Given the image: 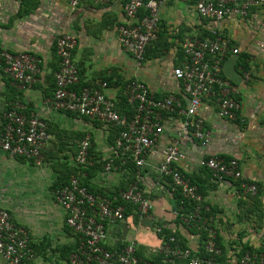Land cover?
<instances>
[{
    "label": "crops",
    "instance_id": "obj_1",
    "mask_svg": "<svg viewBox=\"0 0 264 264\" xmlns=\"http://www.w3.org/2000/svg\"><path fill=\"white\" fill-rule=\"evenodd\" d=\"M198 1L161 3L157 39L146 47L138 64L118 40V27L126 20L122 0H81L73 8L69 0H0V51L30 52L39 64L37 81L25 89L0 75V126L2 112L17 104L22 113L43 119L50 135L41 163L0 150V208L9 211L14 226L27 232L33 252L29 264H67L69 253L76 249L77 236L65 224L54 192L73 177L91 192L115 202L119 201V192L136 181L152 203L141 217L126 203L124 219L106 226L107 248L133 240L138 256L155 257L160 263L153 253L161 242L156 227L162 226L164 235L174 234L182 247L190 250V256L200 260L236 264L245 252L264 256V4L251 7L245 17L215 21L200 16ZM61 33L76 37L72 59L78 82L73 89L104 81L106 97L114 102L117 113L129 119L124 88L131 80L144 82L156 97L173 95L187 105L182 82L172 74L182 60L186 37L226 38L237 49L236 53L228 51L220 61V75L238 90L235 98L240 109L235 118L218 116L212 100L204 97L200 114L210 132L209 144L202 147L189 133L180 139L185 157L176 167L201 195V217L196 225L180 221L177 210L181 204L177 208L176 202L180 193L172 188L168 177L157 172L164 147L179 131L182 116L163 113L164 132L147 154L144 167L132 177L131 167L116 164L121 156L113 154L118 126L51 106L59 65L56 40ZM86 137L91 163L83 170L78 168L75 154ZM208 155L236 158L245 178L257 185V192L244 193L230 178L215 181L210 171L199 165L200 158ZM109 157L119 167L104 171L103 164ZM209 228L215 231L218 255L205 249ZM0 264H7L1 254Z\"/></svg>",
    "mask_w": 264,
    "mask_h": 264
},
{
    "label": "built area",
    "instance_id": "obj_2",
    "mask_svg": "<svg viewBox=\"0 0 264 264\" xmlns=\"http://www.w3.org/2000/svg\"><path fill=\"white\" fill-rule=\"evenodd\" d=\"M80 1L69 0V4L73 8ZM90 1L107 3L110 0ZM122 1L126 20L118 27V40L121 48L131 53L140 64L146 47L157 39L159 7L164 0ZM263 4L264 0H199L196 10L202 17L219 21L231 16L245 17L251 7ZM75 45L76 37L71 33H61L56 40L59 65L55 72L51 106L56 110L121 126L115 138L113 154L121 156V166L130 159L136 173L144 167L147 154L158 144L164 132L163 113L181 115L180 129L165 145L157 172L160 176L168 177L172 188L177 189L183 198L196 203L189 211H184L181 205L180 220L186 225L198 221L201 195L176 167L185 157L180 139L183 134L189 133L202 147L209 144L210 132L205 128L200 114L204 97L212 100L218 116L235 118L240 109V103L235 98L238 90L220 75V61L228 51L236 53L237 49L231 47L226 38L186 37L182 43V60L173 67L172 74L182 82L187 105L183 106L180 99L173 95L156 97L144 82L131 80L124 88V97L133 108V113L130 119H125L116 112L114 102L106 97L104 81L97 86L73 89L78 82V69L72 59ZM38 72V58L34 54L27 51H0V75L7 76L15 87H30L37 81ZM18 107L15 104L2 112L0 150L41 163L42 150L50 137L48 126L43 119L26 115ZM89 148L90 142L86 137L80 141L75 154L78 168L90 165ZM199 165L206 167L217 182L229 178L239 180L241 191L249 194L257 192V185L245 178L236 158L226 160L217 155H208L200 158ZM119 166L109 157L103 169L111 171ZM54 192L64 211L65 224L73 230L78 240L76 249L68 255L67 264H152L151 261L155 260V257L138 256L133 240L121 241L120 246L113 248L104 245L106 226L124 219V203L136 206L140 217L151 209L152 203L142 194L136 181L119 192L118 197L124 203L92 194L75 177L67 184L56 187ZM208 230L205 249L212 255H218L220 249L215 243V231L211 228ZM160 231L161 228L156 227V232ZM161 237L153 253L159 258L160 264H214L212 259L191 257L190 250L182 247L174 236ZM0 254L7 264H29L33 257L27 232L13 225L9 211L5 208H0ZM236 264H264V256L245 252Z\"/></svg>",
    "mask_w": 264,
    "mask_h": 264
},
{
    "label": "trees",
    "instance_id": "obj_3",
    "mask_svg": "<svg viewBox=\"0 0 264 264\" xmlns=\"http://www.w3.org/2000/svg\"><path fill=\"white\" fill-rule=\"evenodd\" d=\"M124 104H125V111L127 112V115H129V116H131L132 115V113H133V108L126 102V100H124ZM119 114V113H118ZM120 115V114H119ZM121 116V115H120ZM124 118L125 119H129V118H126L125 116H124ZM116 126H118V125H116ZM120 128H121V126H118L117 127V133H116V136L118 135V132H119V130H120ZM116 138V137H115ZM115 142V141H114ZM120 163V161L118 160L117 162H116V164H119ZM101 164V163H100ZM121 166V165H120ZM131 167V176L133 177L134 176V173H136V169H135V167H134V164H133V162L130 160V159H127L126 160V163H125V165H122L121 167ZM87 167H90V165H87L86 167H79V168H81V169H83V170H85ZM76 178V177H75ZM79 181V180H78ZM237 182H236V184H237V186H238V188H239V180H236ZM80 182V181H79ZM82 184V183H81ZM83 185V184H82ZM62 186V185H61ZM59 187V186H58ZM89 192H91L89 189H87ZM239 190H241L240 188H239ZM92 194H94V195H97V194H95V193H93V192H91ZM249 194V193H248ZM101 196V195H100ZM183 200V203H181V201ZM176 202H177V208H179L178 206L181 204L182 206H183V208H185V210L186 211H189V210H191L193 207H194V205L196 204V203H194V202H192V201H190V200H188L187 198H183L181 195H179L178 194V197H177V200H176ZM116 203H124L123 201H121L120 199H119V201L117 202L116 201ZM125 204V207H128V205H126V203H124ZM127 204H129V203H127ZM129 205H131V204H129ZM132 207H133V210H134V212H135V214H136V216H138V214H137V212H136V206H133V205H131ZM178 218H179V212H181L182 210L179 208L178 210ZM125 213V212H124ZM201 217V216H200ZM180 219V218H179ZM181 221V220H180ZM198 222L197 221H195V225L197 224ZM158 227H160L161 228V231H162V226H158ZM159 232L160 234H161V236H163L164 234L162 233V232ZM163 234V235H162ZM77 236V235H76ZM165 236V238H167V237H169V236H174L175 238H176V236L174 235V234H172V233H170V234H168V235H164ZM160 238H162V237H160ZM177 239V238H176ZM206 239H207V237H206ZM178 241V240H177ZM77 242H78V240H77ZM77 242H76V246H77ZM179 242V241H178ZM245 251H243L242 253H244ZM252 253V252H251ZM151 263L152 264H160L159 262H158V260H152L151 261Z\"/></svg>",
    "mask_w": 264,
    "mask_h": 264
}]
</instances>
